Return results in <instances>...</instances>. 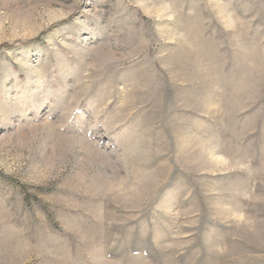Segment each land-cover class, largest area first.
Listing matches in <instances>:
<instances>
[{"label": "rangeland", "instance_id": "rangeland-1", "mask_svg": "<svg viewBox=\"0 0 264 264\" xmlns=\"http://www.w3.org/2000/svg\"><path fill=\"white\" fill-rule=\"evenodd\" d=\"M0 264H264V0H0Z\"/></svg>", "mask_w": 264, "mask_h": 264}]
</instances>
